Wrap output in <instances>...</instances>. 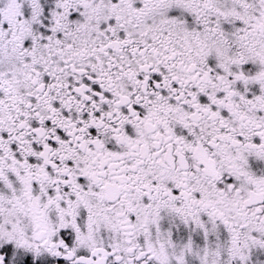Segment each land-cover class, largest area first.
<instances>
[{
  "label": "snow or ice",
  "instance_id": "1",
  "mask_svg": "<svg viewBox=\"0 0 264 264\" xmlns=\"http://www.w3.org/2000/svg\"><path fill=\"white\" fill-rule=\"evenodd\" d=\"M0 264H264V0H0Z\"/></svg>",
  "mask_w": 264,
  "mask_h": 264
}]
</instances>
